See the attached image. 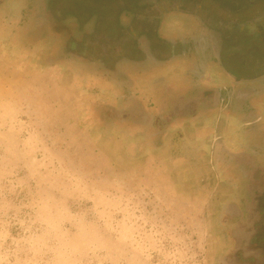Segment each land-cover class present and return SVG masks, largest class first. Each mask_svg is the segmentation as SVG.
Instances as JSON below:
<instances>
[{
  "label": "flooded vegetation",
  "instance_id": "obj_1",
  "mask_svg": "<svg viewBox=\"0 0 264 264\" xmlns=\"http://www.w3.org/2000/svg\"><path fill=\"white\" fill-rule=\"evenodd\" d=\"M111 2L100 35L54 0H0L1 48L64 81L88 129L202 192L214 264H264V0Z\"/></svg>",
  "mask_w": 264,
  "mask_h": 264
},
{
  "label": "rangeland",
  "instance_id": "obj_2",
  "mask_svg": "<svg viewBox=\"0 0 264 264\" xmlns=\"http://www.w3.org/2000/svg\"><path fill=\"white\" fill-rule=\"evenodd\" d=\"M54 2L100 35L117 9ZM65 85L0 45V264H214L202 192L88 129Z\"/></svg>",
  "mask_w": 264,
  "mask_h": 264
},
{
  "label": "clouds",
  "instance_id": "obj_3",
  "mask_svg": "<svg viewBox=\"0 0 264 264\" xmlns=\"http://www.w3.org/2000/svg\"><path fill=\"white\" fill-rule=\"evenodd\" d=\"M224 215H226V212H221V216H224ZM225 227H227V225H224Z\"/></svg>",
  "mask_w": 264,
  "mask_h": 264
}]
</instances>
